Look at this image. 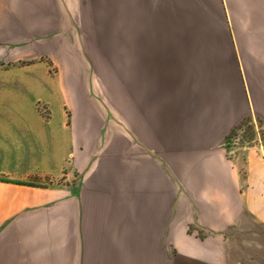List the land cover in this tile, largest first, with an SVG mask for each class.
<instances>
[{
    "label": "crops",
    "instance_id": "0c3cea01",
    "mask_svg": "<svg viewBox=\"0 0 264 264\" xmlns=\"http://www.w3.org/2000/svg\"><path fill=\"white\" fill-rule=\"evenodd\" d=\"M0 46L39 57L6 86L59 115L4 139L0 264H259L264 153L224 145L259 112L264 0H0Z\"/></svg>",
    "mask_w": 264,
    "mask_h": 264
},
{
    "label": "rangeland",
    "instance_id": "374dc122",
    "mask_svg": "<svg viewBox=\"0 0 264 264\" xmlns=\"http://www.w3.org/2000/svg\"><path fill=\"white\" fill-rule=\"evenodd\" d=\"M68 18L69 21H72L69 22L71 30L58 32L57 37L54 39V44L55 41L58 42L61 39L63 41L69 40L72 41L70 43V48H72L76 45L77 37L75 25H77V19L75 20V16H69ZM117 35L118 38L119 35L123 38V30L118 32ZM99 38L107 39L108 31L106 33H101ZM122 45L123 44L121 43L120 46L123 47ZM99 47L103 48L104 46L100 44ZM21 50H23L21 47L13 48L12 46H0V58L3 57L2 55H6L7 58L10 56L12 57L14 54H18ZM58 50L59 48L53 47L52 55L40 57L41 60H46L48 62H52L51 59H53L52 68L50 70L54 72V74H56L62 66L61 63H59V59L63 54H60ZM117 52L121 55L120 49L117 48ZM17 56H19V54ZM38 59L39 57L29 56L16 61L12 60L10 63L0 61V157L4 153L13 156L20 151L17 148H12V144H6L4 141L5 138L12 141L18 137L29 138L32 136V133L30 134L28 129L25 126L18 124V122L23 120H47L52 117L54 119H59L58 111L55 113L52 112V107H50L47 101L43 98V95L36 93L34 90L21 93L6 86L11 78V76L5 74V71H7L9 67L23 66ZM12 62H14V64ZM117 67L121 70L117 69V73L123 78V75L121 74L123 73V64H118ZM251 84L259 112L252 113L251 116L238 126V128L234 129L224 145L228 157L235 163L238 157H240V154H243L248 147L256 148L259 146L260 151L264 153V79H253L251 80ZM8 148L11 150H8ZM45 181L46 180H44V182ZM45 183L52 184L50 181ZM245 237L249 250L253 251L256 255L260 253L261 256L258 258V262L260 259L259 264H264V232L262 228L257 224L252 223L246 225ZM255 260H257V258Z\"/></svg>",
    "mask_w": 264,
    "mask_h": 264
}]
</instances>
